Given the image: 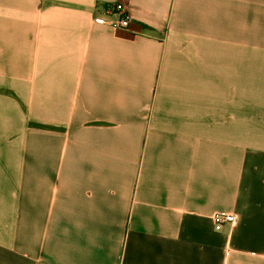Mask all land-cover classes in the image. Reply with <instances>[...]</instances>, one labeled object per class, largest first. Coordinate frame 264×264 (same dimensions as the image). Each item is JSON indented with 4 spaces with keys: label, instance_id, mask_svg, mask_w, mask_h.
Segmentation results:
<instances>
[{
    "label": "crops",
    "instance_id": "1",
    "mask_svg": "<svg viewBox=\"0 0 264 264\" xmlns=\"http://www.w3.org/2000/svg\"><path fill=\"white\" fill-rule=\"evenodd\" d=\"M0 264H264V0H0Z\"/></svg>",
    "mask_w": 264,
    "mask_h": 264
},
{
    "label": "built area",
    "instance_id": "2",
    "mask_svg": "<svg viewBox=\"0 0 264 264\" xmlns=\"http://www.w3.org/2000/svg\"><path fill=\"white\" fill-rule=\"evenodd\" d=\"M123 6H116L115 9H107L102 15L96 16L94 21L106 24L117 30H128L130 18ZM237 216L233 213H219L214 216L215 227L221 230L225 226H233L237 222Z\"/></svg>",
    "mask_w": 264,
    "mask_h": 264
}]
</instances>
